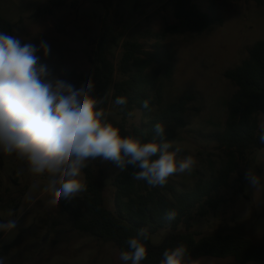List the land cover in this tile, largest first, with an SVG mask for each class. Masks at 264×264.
<instances>
[{"label": "rangeland", "instance_id": "1", "mask_svg": "<svg viewBox=\"0 0 264 264\" xmlns=\"http://www.w3.org/2000/svg\"><path fill=\"white\" fill-rule=\"evenodd\" d=\"M52 0H0V15L13 24L9 34L18 35L23 43L39 45L44 40L50 46L47 57L38 52L40 63L46 64L60 79L76 87L82 82L73 73L89 74L92 58L104 26L112 10L118 8L123 24L117 33L121 40L135 39L148 51H167L171 55L172 75L167 78L159 70L163 83L162 107L193 94L195 99L187 105L183 118L186 125L175 127L172 143L181 148L179 157L191 155L196 160L191 173L169 178L163 187H149L138 181L142 189H158L168 199L178 192L193 189L202 179L218 177L229 157L219 145L217 135L223 134L227 116V102L236 91L224 72L240 65L248 49L264 40V0H193L204 12H214L222 24L204 33L186 32L158 39L170 24L176 23L165 0H65L54 6ZM159 43L160 48L156 45ZM121 48H116L115 77L120 78L118 61ZM153 64L149 73L158 71ZM109 117L120 120L118 108L112 103ZM159 109H135L127 119L128 130L143 127ZM262 119H260V124ZM3 156L0 167V222L17 219L12 231H0V259L4 264H122L120 252L114 242L98 241L92 237L68 232L67 225H56L65 218L62 204H47L50 195L44 191L48 176L28 172L25 162L15 155ZM103 173L97 182L103 185L104 196L113 206L116 175L122 173L111 163L102 164ZM251 169L260 176L261 186L253 189L245 179ZM84 179V173L82 171ZM84 191L77 196L85 195ZM223 202L207 217L193 220V230L203 234H236L260 240L264 234V150L247 152L246 158L237 160V167L228 178L227 186L215 195ZM181 231L184 229L181 227ZM168 233L160 229L151 237L159 244ZM189 259H191L189 257ZM193 260V259H191ZM194 264H238L232 257L204 256ZM142 264V263H141ZM245 264H264L247 262Z\"/></svg>", "mask_w": 264, "mask_h": 264}, {"label": "trees", "instance_id": "2", "mask_svg": "<svg viewBox=\"0 0 264 264\" xmlns=\"http://www.w3.org/2000/svg\"><path fill=\"white\" fill-rule=\"evenodd\" d=\"M51 2L54 6H59L65 0ZM256 2L261 4L262 0ZM165 7L169 8L176 23L157 33L158 39L186 32L204 33L222 24V19L214 10L204 12L193 0H167ZM123 18L117 7L112 10L92 58V71L89 74L73 75L82 83H86L89 78L93 79V94L97 97L108 96L103 105L106 111H109L110 104L116 97H128L127 107L121 110L116 106L120 120L108 116L109 122L119 127L122 135L137 136L146 142L153 137V125L163 122L166 126L165 137L172 141L174 128L186 125L183 115L195 96L188 94L162 107L163 83L158 79V72L165 71L166 77H171V55L167 51L164 54L158 50L148 51L135 39H124L121 42L117 33L121 29ZM12 29L13 24L0 15V31L10 33ZM119 47L122 50L118 61L120 78L116 79L114 51ZM156 48H160L159 43ZM153 64H158L159 69L150 74L149 69ZM224 76L237 89L227 102L225 130L223 134L216 136L229 157L227 165L219 170L218 177L207 181L200 179L193 189L178 192L171 200L156 188L142 189L131 176L135 169L129 166L113 180L115 193L113 206H110L104 196L103 185L97 182L98 174L103 173V163L100 160L91 161L82 169L87 193L76 196L70 203L62 199L65 218L57 220L55 224L67 225L68 232H76L98 241L114 242L119 252L129 250L126 241L136 236L139 228L148 227L150 239L145 241L148 255L142 264H159L163 252L179 244L186 246L188 256L193 260L211 256L232 257L238 264L264 261V234L260 240H253L236 234H203L193 230L195 218L207 217L223 202L215 195L227 186L230 174L237 167V160L246 158L247 152L251 150H264V143L259 140L260 126L264 125V40L251 46L242 63L225 71ZM144 99L150 101L151 111L158 108L159 113L154 114L143 127L135 126L128 130L126 121L133 111H146L141 106ZM2 166L3 156L0 153V167ZM171 209H175L178 214L175 220L169 222L164 216ZM181 227L183 231L180 230ZM163 228H167L168 233L159 244H153L151 237Z\"/></svg>", "mask_w": 264, "mask_h": 264}, {"label": "clouds", "instance_id": "3", "mask_svg": "<svg viewBox=\"0 0 264 264\" xmlns=\"http://www.w3.org/2000/svg\"><path fill=\"white\" fill-rule=\"evenodd\" d=\"M47 57L50 46L44 40L39 45L23 43L18 35L0 31V152L15 157L27 165L29 173L47 174L44 191L50 195L47 204L58 206L60 200L71 202L87 190L82 169L88 162L100 160L125 172L135 169L133 179L149 187H163L169 178L191 173L196 160L188 155L179 157L181 148L166 139V126L157 122L149 141L133 135L124 136L119 127L109 122L103 105L108 96L97 97L92 78L79 87L58 78L40 63L38 52ZM112 103L121 110L128 97L121 95ZM142 108L151 111L150 101L144 99ZM131 115V113H129ZM259 140L264 143V125ZM249 185L261 186L260 176L251 169L245 173ZM175 209L167 210L164 219H176ZM17 219L0 222V231L16 229ZM150 239L148 227L138 229L136 236L121 251L122 264H141L147 258L145 241ZM0 264H4L0 259ZM159 264H194L185 245L166 249Z\"/></svg>", "mask_w": 264, "mask_h": 264}, {"label": "crops", "instance_id": "4", "mask_svg": "<svg viewBox=\"0 0 264 264\" xmlns=\"http://www.w3.org/2000/svg\"><path fill=\"white\" fill-rule=\"evenodd\" d=\"M165 1H167V0H165Z\"/></svg>", "mask_w": 264, "mask_h": 264}]
</instances>
